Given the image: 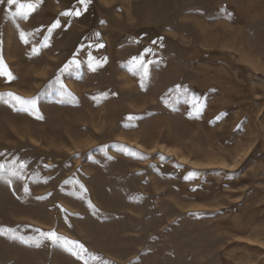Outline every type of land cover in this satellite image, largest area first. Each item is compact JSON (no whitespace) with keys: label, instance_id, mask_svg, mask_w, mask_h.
<instances>
[{"label":"rangeland","instance_id":"374dc122","mask_svg":"<svg viewBox=\"0 0 264 264\" xmlns=\"http://www.w3.org/2000/svg\"><path fill=\"white\" fill-rule=\"evenodd\" d=\"M76 7L42 0L23 20L0 5V56L15 77L0 76V93L37 96L81 61L62 77L72 96H40L43 119L0 100V162L28 164L24 179H0V226L25 239L55 229L110 264H264V0H91L60 15ZM146 48L142 87L128 62ZM0 264L82 262L0 235Z\"/></svg>","mask_w":264,"mask_h":264},{"label":"snow or ice","instance_id":"6c2138e0","mask_svg":"<svg viewBox=\"0 0 264 264\" xmlns=\"http://www.w3.org/2000/svg\"><path fill=\"white\" fill-rule=\"evenodd\" d=\"M42 3V0H29L27 3H22L21 0H0V5L6 4L8 8H12L15 6L14 12H9V16L12 17H19L23 20H27L29 16L35 12V10L39 7V5ZM77 3L79 5H83V8L76 7L75 10L73 8H69L67 11H64L60 13L61 16H75L79 17L83 14V12L87 11L88 5L91 3V0H77ZM103 22V21H102ZM60 27V20L57 19L55 22L51 24V26L48 28V34L49 37L51 33ZM96 36H99V33L96 34ZM20 38L23 40L25 44L29 43L26 34L21 31L20 32ZM155 43V41H153ZM48 46V37L45 38L43 47ZM98 47H104V45L100 44ZM151 48L144 49V52L140 54L139 56H133L131 60L128 62L131 65L133 74H138L141 79V86L143 87V81L147 79L149 74V65L153 63L151 60H146L145 57L152 53ZM39 53V49L37 47L32 48V54L37 55ZM106 62V60L104 61ZM88 67L95 71L97 67L102 66L101 61L96 60L95 57H93L89 53L88 57ZM81 68V61L77 59L75 56L68 61L56 74V76L48 82L45 89L41 91L40 94L34 97H23L13 92H6V93H0V100H2L4 103L9 104L11 107L14 108V110L17 111H24L29 112L30 114H33L36 116L37 119H43V116L39 114V109L37 107L38 101L41 95L45 94L48 91H55L56 93L60 94L61 96L67 95L72 96V93L68 90L66 84L64 83V80L62 77L65 74H70L73 69L79 70ZM0 76H4L7 78L8 81H11L15 79L12 72L9 70L7 64L5 63L3 56H0ZM175 93L176 96H184L188 94L189 90L184 87L182 88L180 85H176L175 87ZM169 92H173L172 89L169 90ZM107 94L102 93L100 97H94V99L99 100L100 98H106ZM163 99V98H162ZM186 103L190 104L192 106L193 112L196 114H199V112L203 108V104L200 102V98L196 96H190L186 101ZM164 103H169L168 99H164ZM129 122H133L139 119L138 116L129 115L126 118ZM219 119V117H217ZM118 149L122 151L126 155L130 156H137L140 159H143V155L136 152L135 150L125 146V145H119ZM4 155L3 153H0V156ZM109 159H112V157H108ZM163 159V157H161ZM28 164L26 161H19L17 159H13L10 163L0 162V179L4 180L9 185L12 183V179L10 177H15L17 179H24V170L27 168ZM46 167H48L46 165ZM46 182V181H45ZM65 183H68V181H65ZM75 185H78L79 189V198L84 199V194L87 192V189L83 184H81L78 180L73 182ZM24 192L25 194H28L29 188L27 185L24 186ZM51 195V193H49ZM73 195H77V192L74 190ZM45 197H38V199H44ZM88 206L93 210V213L99 211L95 208V205L92 204V202L88 201ZM66 211V210H65ZM35 232L37 235L35 237H32L30 239H25L24 236L19 235L17 233V230L15 228H9L6 226H0V235L7 236L10 239L13 240H20L23 243H34L36 247H40L45 241H48L51 243L54 247H59L64 249L65 251L71 253L73 256L77 258V260L81 261L82 264H110V262L103 257L90 252L88 248L80 241L70 239L66 236H63L59 234L55 229H52L50 231H43L39 228L35 229Z\"/></svg>","mask_w":264,"mask_h":264}]
</instances>
